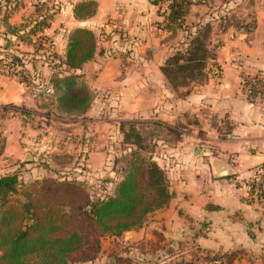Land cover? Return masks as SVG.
<instances>
[{
	"label": "crops",
	"instance_id": "1",
	"mask_svg": "<svg viewBox=\"0 0 264 264\" xmlns=\"http://www.w3.org/2000/svg\"><path fill=\"white\" fill-rule=\"evenodd\" d=\"M83 1L97 3L94 16L76 17L74 8ZM52 2L47 28L39 32L60 60L74 29L96 36L95 57L81 70L94 98L83 116L62 113L49 82L57 71L43 55L27 66L40 73L30 85L0 71V176L20 171L41 180L69 173L90 183L105 181L111 190L137 148L126 137L134 129L165 170L173 196L142 227L108 237L102 256L186 264L203 258L202 252H222L235 254L233 264H264V200L249 199L243 187L264 164V92L250 101L242 89L246 76H258L264 85V0H207L192 5L183 28L173 29L158 26L167 0ZM28 3L0 0V61L11 52L33 58L29 31L21 27L46 15L35 18ZM206 24L219 44L206 79L176 89L162 67ZM86 143L92 149L84 163L77 162ZM73 152L76 161L54 170L57 163L53 168L50 159ZM27 153L33 155L28 163ZM211 157L229 162L235 175L215 179Z\"/></svg>",
	"mask_w": 264,
	"mask_h": 264
},
{
	"label": "trees",
	"instance_id": "2",
	"mask_svg": "<svg viewBox=\"0 0 264 264\" xmlns=\"http://www.w3.org/2000/svg\"><path fill=\"white\" fill-rule=\"evenodd\" d=\"M167 1L168 9L158 11L163 17L158 24L162 29L183 28L189 8L207 0ZM96 9L95 1H83L74 12L77 18L87 19ZM37 25L29 34L39 30ZM211 35L209 24L198 28L190 33L186 47L168 57L162 71L174 88L206 79L207 63L215 59L219 47ZM41 38L34 44L36 52L51 45L47 37ZM96 50L94 33L76 28L69 34L64 60L50 50L43 55V60L57 71L49 80L57 108L68 116H83L93 101L81 70L95 57ZM4 58L6 66L20 75V82L30 85L34 75L40 78L38 70L27 67L36 55L30 58L26 53L11 52ZM249 85L254 95L263 94L264 85L258 76H246L243 86ZM134 132L132 129L126 134L137 139V148L123 179L113 189L107 188L105 194L89 189L85 180L69 173H54L41 180L26 179L20 171L0 176V264H142L131 257L121 259L116 253L104 263H97L103 252V238L121 237L142 227L148 216L167 206L173 196L165 170L145 154L141 137ZM202 254L205 261L219 264H233L236 257L222 252ZM200 260L198 257L186 264H200Z\"/></svg>",
	"mask_w": 264,
	"mask_h": 264
},
{
	"label": "rangeland",
	"instance_id": "3",
	"mask_svg": "<svg viewBox=\"0 0 264 264\" xmlns=\"http://www.w3.org/2000/svg\"><path fill=\"white\" fill-rule=\"evenodd\" d=\"M43 1H45V2H42V0H29V3L28 4H32L33 5V15L35 16V18H36V16L37 15H46V17L45 16H42V18H40V16H38V18L37 19H35V18H33V19H35L36 20V23H33V22H29V25L27 24V27H26V29H23V27H21V29L24 31V30H27V31H30V29L31 28H33L35 25H37V23H38V25H37V28L36 29H39L38 31H35L33 34H29V36H27V39H28V41H27V44L29 45V46H31L32 48H33V52H32V54H34V55H37L38 57L39 56H41V55H48V53H49V48H51V45L49 46L48 44L44 47V49L43 50H40L39 52H36L35 51V46H34V44H36L37 42H36V40H38V41H40V39L39 38H41V40L42 39H45V37H46V35H44V34H42L41 32H39L40 30H43V29H45V28H47V26L45 27L44 26V24H46L47 25V19H48V17H50L51 15H52V13H50L49 11H50V7H53L54 6V3L52 2V0H43ZM10 2V1H9ZM47 4H49V6H46ZM34 21V20H33ZM24 25V24H23ZM21 39V38H20ZM22 40H20V42H21ZM23 42V41H22ZM23 44H26V43H24L23 42ZM47 51V52H46ZM5 59V58H4ZM134 133H136V132H134ZM140 136V135H139ZM133 139H134V141L136 142L137 141V139L135 138V137H133ZM143 138H142V136H141V139H140V143H143ZM143 147H144V152H145V154L147 155V156H149L150 158H151V160H153L152 159V157L149 155L150 154V145L149 144H147V142H145L144 143V145H143ZM82 148V150H81V152L79 153V157H78V160H77V162H80V163H84V160H85V157L88 155V153L90 152V149H92L91 148V145L90 144H84V146H82L81 147ZM90 148V149H89ZM75 153L73 152V153H70V154H66L64 157H62V158H59L58 160L57 159H50L51 160V164H52V167L54 168V166L53 165H55L56 163H57V166H56V168H54V170H60L61 169V165H64V164H67L70 160L72 161V163L74 162V161H76V156H77V154L76 155H74ZM41 156V155H40ZM122 163L123 164H121L120 165V167H124L125 166V161L124 160H122ZM128 165V164H127ZM127 165H126V167H127ZM79 166H81L83 169H84V167H83V165L82 164H80ZM89 168V167H88ZM88 168H86L87 170H88ZM85 169V170H86ZM71 173H72V171H71ZM84 173V172H83ZM124 173H125V170H124ZM82 174V173H81ZM76 176V175H75ZM81 176H84V178H87L86 176H87V173H84V174H82ZM92 177V175H90V177L89 178H91ZM81 178V177H80ZM85 181H86V187H88L89 189H96V190H98L99 191V193H101V194H105L106 192V190H107V186H106V183H105V181L104 182H102V181H94V182H88L87 180L88 179H84ZM251 180H253V178L252 179H249L248 181H249V183H252V181ZM102 241H103V243H102V247L104 248L106 245H109V243H110V241H109V238L108 237H105V238H103L102 239ZM103 248H102V250H103ZM102 252V251H101ZM103 254L102 255H104L105 253H104V251L102 252ZM110 255H112L111 253H109ZM104 258V256H101V259H103ZM109 259V256L107 255L103 260H101L100 262H104V261H107ZM90 264V263H89Z\"/></svg>",
	"mask_w": 264,
	"mask_h": 264
},
{
	"label": "built area",
	"instance_id": "4",
	"mask_svg": "<svg viewBox=\"0 0 264 264\" xmlns=\"http://www.w3.org/2000/svg\"><path fill=\"white\" fill-rule=\"evenodd\" d=\"M0 71L4 73L5 75L11 76V77H16L17 79L20 80V75L16 74L14 72V69L8 68L6 64L4 63L3 60L0 61ZM35 79L37 78L35 75L33 76ZM244 81L242 82V89L244 91V95L248 98L250 101H254V99L259 95H254L251 91V85L248 87L243 86ZM252 183H249L247 180L246 182L243 183V187L245 188L246 192L248 193L247 197L249 199L255 198L257 200H264V166L260 167L258 169L257 174L251 180ZM200 264H219V261H205L203 258L200 260Z\"/></svg>",
	"mask_w": 264,
	"mask_h": 264
},
{
	"label": "water",
	"instance_id": "5",
	"mask_svg": "<svg viewBox=\"0 0 264 264\" xmlns=\"http://www.w3.org/2000/svg\"><path fill=\"white\" fill-rule=\"evenodd\" d=\"M33 160L32 153H27L24 157V162L28 163ZM212 175L215 179L231 177L235 175V171L229 162L216 157L209 158Z\"/></svg>",
	"mask_w": 264,
	"mask_h": 264
}]
</instances>
